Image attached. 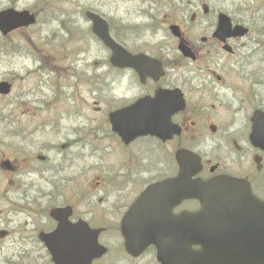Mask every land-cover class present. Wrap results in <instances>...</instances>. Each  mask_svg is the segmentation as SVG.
<instances>
[{
    "label": "flooded vegetation",
    "instance_id": "af4514ba",
    "mask_svg": "<svg viewBox=\"0 0 264 264\" xmlns=\"http://www.w3.org/2000/svg\"><path fill=\"white\" fill-rule=\"evenodd\" d=\"M189 9L195 12L189 19L162 20L167 34L153 46L139 45L142 40L135 36L115 38L132 55L159 61H138L142 73L113 66L112 51L102 44L105 74L117 76L88 84V106L103 113L100 134L98 129L90 137L77 128L62 129L60 122L71 118L69 110L55 124L35 109L30 112V104L44 102L38 89L21 87V93L11 97L15 82L9 75L11 92L0 95V264H61L52 261L49 248L63 250L65 264H84L83 250L77 254L68 249L69 233L54 235L58 225L65 224L80 249L92 247L94 229H101L98 241L107 251L91 264H173V250L201 251L205 243L189 235L200 232L199 220L190 215L228 214L229 203L200 212L199 199L188 197L167 212L158 210L163 204L138 201L147 187L177 175L180 151L198 156V178L228 179L264 202V23L255 29L254 20L252 25L234 18L220 20L221 10L206 2L190 4ZM173 26L175 32L169 30ZM84 31L88 41L93 38L91 27ZM175 88L182 96L172 93ZM179 95L185 106L170 115L172 126L161 125L168 130L165 137L147 134L125 143L111 131V113L143 97L168 105ZM20 107L24 116L39 119L29 130L14 131L12 114L22 112ZM97 149L104 162L95 156ZM89 158L100 162L88 163ZM238 197L243 212L245 196ZM53 208L61 209L56 217L51 216ZM227 228H209L203 237L206 248L218 247L221 242L212 241H221ZM125 233H152L154 242L132 255L125 247Z\"/></svg>",
    "mask_w": 264,
    "mask_h": 264
},
{
    "label": "rangeland",
    "instance_id": "374dc122",
    "mask_svg": "<svg viewBox=\"0 0 264 264\" xmlns=\"http://www.w3.org/2000/svg\"><path fill=\"white\" fill-rule=\"evenodd\" d=\"M199 2L217 7L234 19L247 20L248 25H252L249 22L254 20L255 29L263 26L264 0H0V9L28 7L36 9L38 14L37 22L24 33H13L9 38L0 35V80L7 79L9 75L14 79L15 89L11 97L21 93V87L37 88L38 98L49 100L48 104L53 105L46 108L45 115L50 116L54 124L60 114L69 110L71 118L60 122L62 129L77 128L85 132V136L89 133V137L94 129H98L100 134L103 113L99 115L88 106L92 97L88 94L87 81L92 77L95 85L105 77H116L117 74H105L107 70L104 71L102 66L100 43L94 38L87 40L82 30L89 25L85 21V11L92 10L105 17L115 37L135 36L137 41L139 38L142 40L139 45L153 46L167 34L162 20L189 19L195 13L189 9L190 4ZM40 53L45 57L41 58ZM50 57L53 60L48 63L47 58ZM58 84L60 88L55 93L54 88ZM37 111L41 114V110ZM24 115H16L13 111L14 131L29 130L36 123L38 117L29 119ZM95 156L104 162L100 149L95 151ZM86 162L97 163L100 160L89 158Z\"/></svg>",
    "mask_w": 264,
    "mask_h": 264
},
{
    "label": "water",
    "instance_id": "95a60500",
    "mask_svg": "<svg viewBox=\"0 0 264 264\" xmlns=\"http://www.w3.org/2000/svg\"><path fill=\"white\" fill-rule=\"evenodd\" d=\"M87 17L92 20V30L104 43L109 45L113 50L112 59H117L124 61L125 58L121 55L122 49L121 47L111 38L107 22L101 18L99 15L93 12H87ZM226 18L224 15L221 20ZM33 22V17L28 15L26 11L16 12L12 9L3 11L0 13V29L5 33L9 29H12L16 26H22L28 23ZM128 56V55H127ZM129 57V56H128ZM140 57V56H139ZM3 84V85H2ZM5 83H0V91L3 90V86ZM142 102V101H141ZM139 102L137 104V108L129 109L131 114L136 115H144L145 113L141 110L148 107L146 115L153 116L155 115V111H151L150 106L154 109L156 105L153 104L152 101H148L146 103ZM178 106L173 105V110L177 109ZM172 109V108H171ZM134 110V112H133ZM172 110H170V113ZM162 113H160L161 115ZM146 128L150 127V121H145V119H141L139 121L137 128H127L123 129L121 125H119V121L116 118L113 120V124L115 129L119 133H133L139 134L141 132L143 125ZM192 172H190L191 174ZM214 182L210 183H201L197 180H188L186 177H183L182 169L180 170V175L178 178L174 179L173 182L163 183L161 187L168 189V194H171V190L175 188V190L179 191L183 189V195L191 196V197H200V195H211V189L214 187ZM160 189V186L153 187L151 189V193H155L156 190ZM203 204H208L207 201H202ZM241 218L238 217V221L240 223ZM259 218H254V221H259ZM263 223L261 225H254L253 230L250 229V233L254 235L253 241H249V249H235V250H225L223 254L220 256L219 254L214 256V259L217 260L216 264H264V219H261ZM255 237H261L258 240H255ZM95 241V240H94ZM259 242V245L258 243ZM96 250V247H95ZM209 251L205 250L203 252L197 253L194 257L190 256L184 259L182 264H208L206 258L202 255Z\"/></svg>",
    "mask_w": 264,
    "mask_h": 264
}]
</instances>
